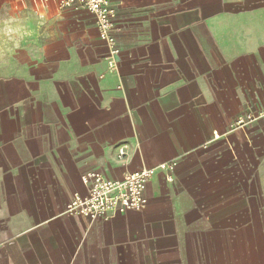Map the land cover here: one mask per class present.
<instances>
[{
    "label": "crops",
    "instance_id": "0c3cea01",
    "mask_svg": "<svg viewBox=\"0 0 264 264\" xmlns=\"http://www.w3.org/2000/svg\"><path fill=\"white\" fill-rule=\"evenodd\" d=\"M63 1L0 0V264H264V0H111L115 70ZM144 169L142 211L67 215Z\"/></svg>",
    "mask_w": 264,
    "mask_h": 264
},
{
    "label": "built area",
    "instance_id": "2783aa9c",
    "mask_svg": "<svg viewBox=\"0 0 264 264\" xmlns=\"http://www.w3.org/2000/svg\"><path fill=\"white\" fill-rule=\"evenodd\" d=\"M60 7H74L95 18L98 36L111 50L109 65L115 70L120 50L115 29L117 12L111 0H64ZM255 121L257 118L254 115L247 114L240 117L233 126H246ZM155 174V169H144L123 180H109L101 174L89 173L83 177L84 183L88 185L87 195L76 194L67 206L66 213L71 217H82L97 223L110 214L123 215L130 211H142L146 206V186Z\"/></svg>",
    "mask_w": 264,
    "mask_h": 264
}]
</instances>
